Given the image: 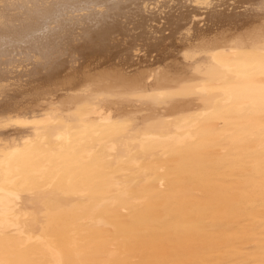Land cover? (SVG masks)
<instances>
[{
  "label": "bare ground",
  "instance_id": "obj_1",
  "mask_svg": "<svg viewBox=\"0 0 264 264\" xmlns=\"http://www.w3.org/2000/svg\"><path fill=\"white\" fill-rule=\"evenodd\" d=\"M264 0H0L5 264H264Z\"/></svg>",
  "mask_w": 264,
  "mask_h": 264
},
{
  "label": "snow or ice",
  "instance_id": "obj_2",
  "mask_svg": "<svg viewBox=\"0 0 264 264\" xmlns=\"http://www.w3.org/2000/svg\"><path fill=\"white\" fill-rule=\"evenodd\" d=\"M261 44V67L264 69V24L260 25ZM262 98H264V90H262ZM0 264H5L3 259H0Z\"/></svg>",
  "mask_w": 264,
  "mask_h": 264
}]
</instances>
